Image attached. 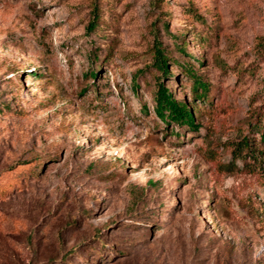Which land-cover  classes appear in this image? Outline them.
Wrapping results in <instances>:
<instances>
[{"label":"rangeland","instance_id":"obj_1","mask_svg":"<svg viewBox=\"0 0 264 264\" xmlns=\"http://www.w3.org/2000/svg\"><path fill=\"white\" fill-rule=\"evenodd\" d=\"M0 264H264V0H0Z\"/></svg>","mask_w":264,"mask_h":264},{"label":"trees","instance_id":"obj_2","mask_svg":"<svg viewBox=\"0 0 264 264\" xmlns=\"http://www.w3.org/2000/svg\"><path fill=\"white\" fill-rule=\"evenodd\" d=\"M97 15L94 13L90 23L87 25V30L91 31L95 28V19ZM178 48L182 49V45L180 43L176 44ZM167 54L163 50L162 45L158 41L156 45H154L153 50V63L156 69L162 71V76L165 77L168 75V58ZM186 69V68H184ZM190 73L193 76V95L197 97H202L206 93L208 89V84L203 81L199 75L196 74L189 68ZM89 74L94 77L95 71L91 70ZM159 79V84L157 90L155 91V112L156 114L165 122L170 123L174 122L178 125L188 124L190 127L197 129V126L194 125V114L195 111L191 108L190 105L183 103L182 101H177L172 97V95L168 92L166 87L160 82V77L157 76ZM246 142V140H244Z\"/></svg>","mask_w":264,"mask_h":264}]
</instances>
